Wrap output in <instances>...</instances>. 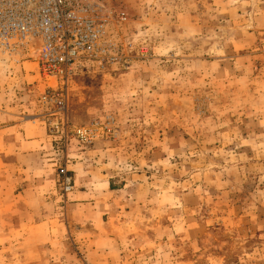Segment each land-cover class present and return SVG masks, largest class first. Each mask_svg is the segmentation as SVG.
Here are the masks:
<instances>
[{"label":"rangeland","instance_id":"rangeland-1","mask_svg":"<svg viewBox=\"0 0 264 264\" xmlns=\"http://www.w3.org/2000/svg\"><path fill=\"white\" fill-rule=\"evenodd\" d=\"M104 1L127 18L109 29L113 60L67 98L69 128L101 132L90 142L51 133L56 83L36 57L0 55V264H264V0ZM24 126L45 127L33 163L56 176L32 221L11 175Z\"/></svg>","mask_w":264,"mask_h":264},{"label":"built area","instance_id":"built-area-1","mask_svg":"<svg viewBox=\"0 0 264 264\" xmlns=\"http://www.w3.org/2000/svg\"><path fill=\"white\" fill-rule=\"evenodd\" d=\"M104 0H0V55L25 60L37 50L40 75L56 83L44 104L58 108L50 121L52 134L66 142L70 133L81 142L99 137L97 130L70 129L67 98L70 83L92 67L104 68L113 60L114 44L106 39L111 25L126 22ZM37 45V47H36ZM102 133L116 137L112 121ZM63 197L74 191V180L67 163L58 167Z\"/></svg>","mask_w":264,"mask_h":264},{"label":"crops","instance_id":"crops-1","mask_svg":"<svg viewBox=\"0 0 264 264\" xmlns=\"http://www.w3.org/2000/svg\"><path fill=\"white\" fill-rule=\"evenodd\" d=\"M24 131H15L16 128H13L14 132L19 135L15 136L13 140V155L17 156V164L13 165V170L11 175L13 176L12 184L15 187V201L17 204H21L23 207L20 210H25L27 218H30L31 221L34 220V212L30 211L33 209L34 204H44L47 203L46 200L51 198L49 195L52 190V186L56 183L55 170L52 169V166L43 164V162H35L34 159H37L39 152L44 149L43 145L46 141V129L45 127L40 128H31L29 126H24ZM113 181L109 180L107 187L111 191H115L111 189V184ZM74 200L77 201L76 205L81 206L82 208H86L85 201L92 199V194H87L83 191H77L74 193ZM94 198V196H93ZM24 204L26 207H24ZM28 206V207H27ZM30 210H29V209ZM20 216L23 217V214L17 213V218L21 219ZM40 216V215H39ZM47 220L42 216L39 217V222H41V226H36L37 228L42 229L43 223ZM30 227H25V234L30 235L31 233V225ZM33 224V226L38 225ZM47 223V222H45ZM28 225V224H27ZM37 230V229H36ZM37 259H38V255ZM31 259H27L28 263Z\"/></svg>","mask_w":264,"mask_h":264},{"label":"bare ground","instance_id":"bare-ground-1","mask_svg":"<svg viewBox=\"0 0 264 264\" xmlns=\"http://www.w3.org/2000/svg\"><path fill=\"white\" fill-rule=\"evenodd\" d=\"M37 54H38V51H37V50H33V51L31 52V56H32L33 58H35V57L37 56Z\"/></svg>","mask_w":264,"mask_h":264},{"label":"trees","instance_id":"trees-1","mask_svg":"<svg viewBox=\"0 0 264 264\" xmlns=\"http://www.w3.org/2000/svg\"><path fill=\"white\" fill-rule=\"evenodd\" d=\"M111 188H113V189L115 188L116 189V187H113L112 185H111Z\"/></svg>","mask_w":264,"mask_h":264}]
</instances>
